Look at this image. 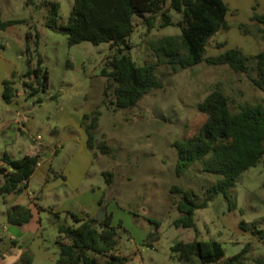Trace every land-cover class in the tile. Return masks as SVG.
<instances>
[{"label":"rangeland","instance_id":"obj_1","mask_svg":"<svg viewBox=\"0 0 264 264\" xmlns=\"http://www.w3.org/2000/svg\"><path fill=\"white\" fill-rule=\"evenodd\" d=\"M35 1L36 4L27 5L26 0H0L3 19H25L24 23L0 34L3 56L13 68L17 87L23 88L19 78L28 69L26 57L20 51L25 48V35L30 29L40 32L38 50L44 59L43 67L50 75L43 101L36 102L34 108L22 116L25 126L14 122L16 111L9 109L0 95V123L11 124L5 134L0 132V158L5 153L14 158L41 153L43 159H51L53 167L46 183L40 181L37 174L30 183V191L36 193L43 207L40 211L41 248L50 256L25 264H62L57 262L59 222L54 211L60 213V222L74 225L68 211L78 209L81 203L78 197L91 194L88 192L91 186L101 187L106 193V213L108 205L116 209V223L123 224L118 230L120 243L135 251L136 244L130 242L134 238L141 249L139 257L126 260L124 264H181L171 247L179 240L193 239L221 241L228 257L247 244H250V261L264 256V159L243 172L227 194L220 193L207 207L196 210L195 226L175 225L182 214L174 204L180 195L172 193V187L178 185L197 191L203 199L209 183L220 178L198 166L191 167L182 176L176 173L179 152L175 142L188 139L203 125L206 115L201 105L213 88L221 84L236 105L264 104V91L246 74L233 71L229 65L209 64L204 60L176 72L161 65L158 76L164 83L163 88L152 90L135 107L109 109L103 105L108 83L103 69L108 67L109 56L114 52L110 43L83 41L70 46L63 29L46 26L50 16L49 6L43 4L46 0ZM49 1L60 3L59 22L66 20L74 0ZM224 1L229 7L228 28L210 39L207 55H219L232 47L241 48L249 55L254 47L258 51L264 49V38L258 31L260 24L252 19L255 13L264 12V0ZM172 14L176 20L180 17L175 10ZM133 19L136 28L129 38L133 47L127 52L139 65L155 60L152 49L155 40L181 33V29L173 25L148 32L141 17ZM241 23L248 26L250 32L241 28ZM218 42L224 45L219 47ZM253 75L256 76V72ZM32 103L33 98H29L26 106ZM98 105H101L102 115L96 130L97 142L105 141L109 152L105 154L96 148L93 163L75 190L73 187L83 164V135L79 126L65 123L67 116L63 114L81 112L85 108L89 112ZM104 171L114 173L112 182ZM30 201L28 189L5 197L0 194V240H8L12 235L7 207L16 202L27 205ZM242 221L249 224L250 230L240 227ZM147 229L151 232L146 233ZM255 229L263 232L254 234ZM19 242L22 247L27 244L23 237ZM91 254L96 255L93 251Z\"/></svg>","mask_w":264,"mask_h":264},{"label":"trees","instance_id":"obj_2","mask_svg":"<svg viewBox=\"0 0 264 264\" xmlns=\"http://www.w3.org/2000/svg\"><path fill=\"white\" fill-rule=\"evenodd\" d=\"M27 5L36 4L35 0H26ZM50 16L46 26L61 28L68 35V43L74 46L83 41L94 44L108 42L114 52L109 56L108 67L103 69L108 83L105 87L103 105L109 109L132 108L154 89L163 88L164 83L158 76L161 65L169 66L174 72L206 61L209 64H226L235 72L246 74L250 81L264 91V49L257 54H247L241 48L232 47L219 55H207L208 45L221 30L228 28L229 7L224 0H74L70 15L59 22L60 3L46 0ZM180 14L176 20L172 14ZM134 16L143 19L151 32L156 27L177 26L181 33L165 35L152 43L155 60L139 65L127 52L133 45L129 42L136 24ZM253 21L260 24L258 31L264 38V13H255ZM25 19H3L0 15V33L9 27L24 23ZM241 28L250 32L248 26ZM26 44L22 55L26 57L28 69L20 76L29 97L34 102L43 101V93L50 85L49 71L43 67L44 59L39 53L40 32L30 29L25 35ZM219 47L224 44L216 43ZM256 72V76L253 75ZM16 78L4 80L3 97L9 103L18 94ZM42 94V95H41ZM206 118L197 133L188 139L175 142L179 152L176 173L185 175L193 166L202 171L220 175L210 182L201 199V195L191 189L178 185L172 187V193L179 194L174 204L182 214L176 219V226H195L196 210L205 208L220 193H225L237 184L241 174L264 159V104L261 102L236 105L234 99L225 93L221 84L216 85L201 105ZM101 105L85 112L82 126L87 134L90 149L108 153L105 141L97 142L96 130L99 127ZM0 164V194L4 197L11 193H22L29 187V181L42 159L41 153L26 154L14 158L5 153ZM53 171V169H51ZM108 181L112 182L114 173L104 171ZM104 206V199L100 200ZM8 221L14 225L31 222L34 212L30 205L14 204L7 207ZM74 219V225L60 222L59 212L54 211L58 224L56 244L59 248L58 263L62 264H124L125 256L116 253L119 244L120 221L113 223V214L106 213L102 220L96 216L80 217L68 212ZM157 227L160 223H156ZM256 228L255 224H253ZM240 227L250 230L245 221ZM263 230H252V233ZM181 264H264V256L250 261V244L241 251L226 256L223 243L217 239L190 241L179 240L171 247ZM93 251L96 255H92ZM2 254L0 253V257ZM33 256L26 250L21 256V264L31 263Z\"/></svg>","mask_w":264,"mask_h":264},{"label":"crops","instance_id":"obj_3","mask_svg":"<svg viewBox=\"0 0 264 264\" xmlns=\"http://www.w3.org/2000/svg\"><path fill=\"white\" fill-rule=\"evenodd\" d=\"M0 15H1V12H0ZM5 20H7V19H5ZM7 30H5V31H7ZM25 44H26V39H25ZM2 48H3V45L0 44V95L2 96V98L4 100V97H3L4 80L5 79H11L13 77L12 75L14 72H13V68H12L9 60L3 56V51H2L3 49ZM251 50H252L251 54H257L258 52H260L255 47L252 48ZM20 54H22V50L20 51ZM21 83H22V81H21ZM29 98H32V97H29V91L25 90L23 87L22 89L18 88V94L11 102L7 103L4 100L9 109L16 111L17 118H15L13 120H14V122H17L19 125L22 124L25 126V122H24L22 116L27 114L28 111H30L34 108V105H35V102H34L35 98L34 97H33L32 105L26 106V101ZM84 103L87 106V104H88L87 100H85ZM86 111H87V108L83 109L81 112L71 111V112H65L63 114V116L64 115L67 116V120L65 123L66 124H75V125L79 126V128L81 129V134L83 135L82 139H81V141H82V147L81 148H82V152H83V156H82L83 164L79 168V173L77 176V182L73 187V189H75V190L78 189L80 187L81 183L84 181L85 171L90 169V166L93 163V160H92L93 155H95L94 152L88 146L87 134H86L85 129L82 126V118H83V115ZM10 126H11L10 123L9 124L8 123H6V124L0 123V132L5 134L6 131L10 128ZM56 150H58L57 147H56ZM1 158H0V164L3 163ZM51 169H53L52 164H51V159L46 160V159L42 158L41 161L39 162L34 174L32 175V177L37 174L40 181H43L46 183L48 181V177H49V173L51 172ZM32 177L30 178L29 187H28L29 196L31 198V201L27 205H30L32 207L33 212H34V218L31 222L24 224V225L12 224V227H11L12 235H11V237L8 240H4V239L0 240V253L2 254V256L0 257V260H2L0 262V264H19V262L21 260V256L26 250H29L30 252H32V250H33V253H32L34 256L33 259H36L38 257H47L48 258L50 256V254L46 253L41 248L43 246V244L39 238L40 237V230H41L40 211L43 207L37 201L38 197H37L36 193L30 191V183H31ZM88 190H89L88 192H91V194H89L87 196L83 195V196L78 197L79 200L81 201L80 205L78 206V209L76 211L75 210L74 211L69 210L68 212L75 213L80 217H86L87 215L96 216L101 208L106 209V193L101 189V187L91 186V188H89ZM102 198L104 199V206L100 205V200ZM14 204H26V203L16 202V203H13L12 205H14ZM107 212L113 214V223L118 224V223H116L117 222L116 215H115L116 209H112L110 207V205H108L107 206ZM157 228H159V227H157ZM145 232L146 233L151 232V229H147V230H145ZM20 237H23L25 242H27V244L24 247H22V245L19 242ZM130 242L136 244L135 251H132L129 248H127L126 246H124L122 243H120V241H119V244H118L117 249H116L117 254H120L121 256H128L129 259H126L128 261L131 258H135L137 256L139 257L140 253H138V251L141 250L137 241L134 238H131ZM2 247H4V249H6V250H4V251L1 250ZM22 249H23V251H21Z\"/></svg>","mask_w":264,"mask_h":264},{"label":"water","instance_id":"obj_4","mask_svg":"<svg viewBox=\"0 0 264 264\" xmlns=\"http://www.w3.org/2000/svg\"><path fill=\"white\" fill-rule=\"evenodd\" d=\"M106 217V209L105 208H101L98 212V214L96 215V218L102 220Z\"/></svg>","mask_w":264,"mask_h":264}]
</instances>
